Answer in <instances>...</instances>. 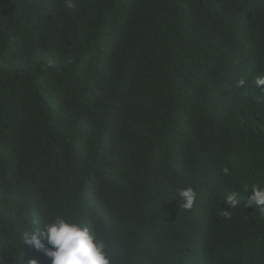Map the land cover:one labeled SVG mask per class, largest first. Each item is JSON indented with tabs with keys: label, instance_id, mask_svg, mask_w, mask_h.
<instances>
[{
	"label": "trees",
	"instance_id": "trees-1",
	"mask_svg": "<svg viewBox=\"0 0 264 264\" xmlns=\"http://www.w3.org/2000/svg\"><path fill=\"white\" fill-rule=\"evenodd\" d=\"M72 5L0 0V264L57 217L111 264H264V0Z\"/></svg>",
	"mask_w": 264,
	"mask_h": 264
},
{
	"label": "clouds",
	"instance_id": "clouds-1",
	"mask_svg": "<svg viewBox=\"0 0 264 264\" xmlns=\"http://www.w3.org/2000/svg\"><path fill=\"white\" fill-rule=\"evenodd\" d=\"M68 7H72V0H66ZM244 81H240L243 86ZM255 85L264 86V77L257 78ZM250 201L256 207L264 210V187H251ZM178 198L183 202L185 209H190L196 199V193L191 187L178 191ZM226 203L235 207L239 204L236 194H229ZM227 215V212H225ZM25 245L40 252L50 259L51 264H111L105 251V244L96 239L87 227L63 218L57 217L42 229H36L24 235ZM28 264H38L35 259Z\"/></svg>",
	"mask_w": 264,
	"mask_h": 264
}]
</instances>
